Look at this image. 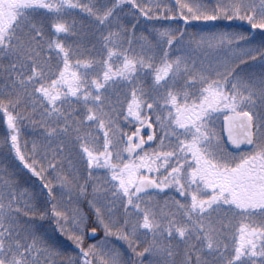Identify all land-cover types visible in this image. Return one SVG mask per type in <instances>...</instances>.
Masks as SVG:
<instances>
[{
  "label": "snow or ice",
  "instance_id": "1",
  "mask_svg": "<svg viewBox=\"0 0 264 264\" xmlns=\"http://www.w3.org/2000/svg\"><path fill=\"white\" fill-rule=\"evenodd\" d=\"M0 124V264H264V0H0Z\"/></svg>",
  "mask_w": 264,
  "mask_h": 264
},
{
  "label": "trees",
  "instance_id": "2",
  "mask_svg": "<svg viewBox=\"0 0 264 264\" xmlns=\"http://www.w3.org/2000/svg\"><path fill=\"white\" fill-rule=\"evenodd\" d=\"M93 2H94V0H93ZM124 12L127 13V12H128V9L125 8V9H124ZM81 15H83V14L81 13ZM201 23H202V22H201ZM227 23H228V22H225V24H227ZM237 23H240V22H237ZM205 30H207V28H205ZM129 127H130V126H129ZM4 131H5L4 126H3L2 124H0V136H3ZM25 139H30V137L22 135V137H21L22 143H23V140H25ZM33 179H36V178H33ZM37 183H38V181H37ZM101 234H102V233H101ZM88 242L90 243V242H92V241H88Z\"/></svg>",
  "mask_w": 264,
  "mask_h": 264
},
{
  "label": "rangeland",
  "instance_id": "3",
  "mask_svg": "<svg viewBox=\"0 0 264 264\" xmlns=\"http://www.w3.org/2000/svg\"><path fill=\"white\" fill-rule=\"evenodd\" d=\"M219 126H220V122L218 121V122H217V127L219 128Z\"/></svg>",
  "mask_w": 264,
  "mask_h": 264
},
{
  "label": "water",
  "instance_id": "4",
  "mask_svg": "<svg viewBox=\"0 0 264 264\" xmlns=\"http://www.w3.org/2000/svg\"><path fill=\"white\" fill-rule=\"evenodd\" d=\"M225 139H226V136H225Z\"/></svg>",
  "mask_w": 264,
  "mask_h": 264
}]
</instances>
